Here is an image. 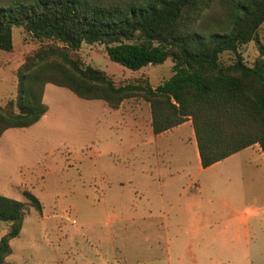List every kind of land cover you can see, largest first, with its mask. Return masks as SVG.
Listing matches in <instances>:
<instances>
[{
  "label": "trees",
  "instance_id": "trees-1",
  "mask_svg": "<svg viewBox=\"0 0 264 264\" xmlns=\"http://www.w3.org/2000/svg\"><path fill=\"white\" fill-rule=\"evenodd\" d=\"M264 0H0V50L13 47L12 29L22 25L40 45L16 70V95L0 105V135L29 126L47 110V82L113 108L139 96L150 106L155 133L190 118L200 162L207 166L258 143L264 152ZM255 39L258 56L248 64L239 49ZM82 41H100L109 58L137 69L173 61L172 73L156 85L114 81L99 67L82 65L74 51ZM231 51V61L220 53ZM27 201L0 193V264L11 252L27 202L42 204L25 189Z\"/></svg>",
  "mask_w": 264,
  "mask_h": 264
},
{
  "label": "rangeland",
  "instance_id": "rangeland-1",
  "mask_svg": "<svg viewBox=\"0 0 264 264\" xmlns=\"http://www.w3.org/2000/svg\"><path fill=\"white\" fill-rule=\"evenodd\" d=\"M257 35L263 37L264 21ZM12 41L10 51L0 50V105L15 97L16 70L41 42L22 25L13 26ZM239 49L248 64L259 54L255 39L241 43ZM74 55L82 65L104 69L116 82L146 80L156 85L172 73L170 57L133 69L109 58L100 41H82ZM233 56L231 51L220 53L224 62ZM131 97L142 101V97ZM46 101L50 114L40 126L15 127L1 138L0 193L27 201L24 190L29 189L42 204L39 211L27 202L21 229L9 240L11 252L5 260L15 264H100L103 260L155 264L163 253L149 234V219L138 218L145 206L135 202L143 194L156 196L154 177L148 174L154 167L166 181L171 179L168 172L180 166L185 169L181 182L205 178L194 156L192 125L183 127V140L155 142L142 103L136 104L140 123L135 125L112 115L103 99L80 97L66 86L48 83ZM130 102L126 100V109ZM147 111L151 112L149 106ZM253 147L260 148L259 144ZM257 162L264 167V160ZM228 164L239 169L244 157L238 153ZM261 184L264 190V177ZM181 190L164 186L163 195L175 198ZM133 205L138 208L136 215ZM118 212L130 215L122 221L106 220ZM6 228L7 221L0 220V236Z\"/></svg>",
  "mask_w": 264,
  "mask_h": 264
},
{
  "label": "crops",
  "instance_id": "crops-1",
  "mask_svg": "<svg viewBox=\"0 0 264 264\" xmlns=\"http://www.w3.org/2000/svg\"><path fill=\"white\" fill-rule=\"evenodd\" d=\"M48 83L44 86L42 97L48 108L29 127L40 126V122L50 114V106L46 101ZM130 98H124L116 108L111 107L110 112L136 125L140 123L136 115L140 107H136L138 101ZM126 100L131 101L127 109ZM139 100L142 101L138 103L144 105L145 121L151 124V112L147 111L149 103L142 98ZM185 124L192 125L191 119L158 133L153 132L155 142L160 138L183 140ZM12 128L15 127H8L1 133L0 148L2 135ZM191 134L197 168L205 178L181 182L179 178L184 176L185 169L180 166L179 170L168 172L171 179L166 181L161 178L159 168L154 167L148 174L154 177L156 196L143 194L135 202L136 205L145 206L144 213L138 218L149 219L152 228L149 234L154 237L156 249L163 253L160 259H155V264H264V190L261 189L264 167L257 162L264 160V152L261 148L253 147L258 143H253L203 166L193 127ZM238 153L244 157V164L239 169H232L228 161ZM252 162L256 165H247ZM164 186H175L182 190L179 196L166 199L163 195ZM133 207V214L136 215L138 208L135 205ZM114 214L107 215L106 220L122 221L130 212ZM100 264L120 263L103 260Z\"/></svg>",
  "mask_w": 264,
  "mask_h": 264
}]
</instances>
